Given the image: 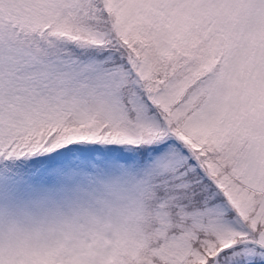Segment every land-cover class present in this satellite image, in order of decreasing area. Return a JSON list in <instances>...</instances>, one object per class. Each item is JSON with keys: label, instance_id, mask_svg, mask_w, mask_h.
Wrapping results in <instances>:
<instances>
[{"label": "snow or ice", "instance_id": "6c2138e0", "mask_svg": "<svg viewBox=\"0 0 264 264\" xmlns=\"http://www.w3.org/2000/svg\"><path fill=\"white\" fill-rule=\"evenodd\" d=\"M0 264H264V0H0Z\"/></svg>", "mask_w": 264, "mask_h": 264}]
</instances>
